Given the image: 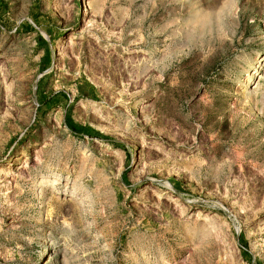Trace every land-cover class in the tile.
I'll list each match as a JSON object with an SVG mask.
<instances>
[{"label": "rangeland", "instance_id": "obj_1", "mask_svg": "<svg viewBox=\"0 0 264 264\" xmlns=\"http://www.w3.org/2000/svg\"><path fill=\"white\" fill-rule=\"evenodd\" d=\"M0 264H264V0H0Z\"/></svg>", "mask_w": 264, "mask_h": 264}, {"label": "trees", "instance_id": "obj_2", "mask_svg": "<svg viewBox=\"0 0 264 264\" xmlns=\"http://www.w3.org/2000/svg\"><path fill=\"white\" fill-rule=\"evenodd\" d=\"M67 125L71 128V130L75 131V132H80L86 129H81L80 127H78L76 124H74L73 122H71L70 120H67ZM89 131V130H86Z\"/></svg>", "mask_w": 264, "mask_h": 264}, {"label": "bare ground", "instance_id": "obj_3", "mask_svg": "<svg viewBox=\"0 0 264 264\" xmlns=\"http://www.w3.org/2000/svg\"><path fill=\"white\" fill-rule=\"evenodd\" d=\"M255 74H256V73H255ZM187 169H191V170H192V169H195V168H194V167H187Z\"/></svg>", "mask_w": 264, "mask_h": 264}]
</instances>
